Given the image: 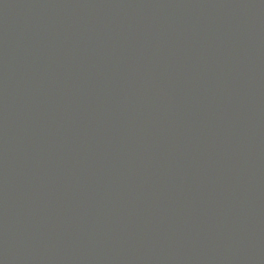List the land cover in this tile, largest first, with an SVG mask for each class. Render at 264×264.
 <instances>
[{"label": "water", "instance_id": "1", "mask_svg": "<svg viewBox=\"0 0 264 264\" xmlns=\"http://www.w3.org/2000/svg\"><path fill=\"white\" fill-rule=\"evenodd\" d=\"M0 264H264V0H0Z\"/></svg>", "mask_w": 264, "mask_h": 264}]
</instances>
